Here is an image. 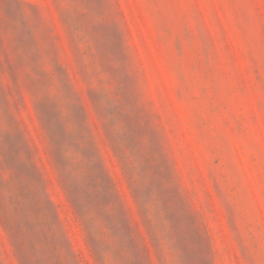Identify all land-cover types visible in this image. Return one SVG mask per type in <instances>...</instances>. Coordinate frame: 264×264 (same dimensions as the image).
<instances>
[{
  "label": "rangeland",
  "instance_id": "rangeland-1",
  "mask_svg": "<svg viewBox=\"0 0 264 264\" xmlns=\"http://www.w3.org/2000/svg\"><path fill=\"white\" fill-rule=\"evenodd\" d=\"M0 264H264V0H0Z\"/></svg>",
  "mask_w": 264,
  "mask_h": 264
}]
</instances>
